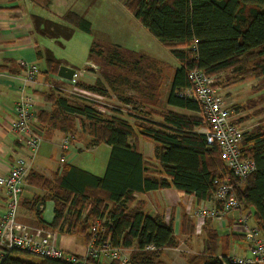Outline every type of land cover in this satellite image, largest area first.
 Returning <instances> with one entry per match:
<instances>
[{"label": "trees", "instance_id": "trees-1", "mask_svg": "<svg viewBox=\"0 0 264 264\" xmlns=\"http://www.w3.org/2000/svg\"><path fill=\"white\" fill-rule=\"evenodd\" d=\"M124 6L169 48L178 66L166 84L165 62L96 41L89 49L88 60L97 66L99 76L92 84L78 80L76 87L89 95L73 97L65 92L69 87L65 80L52 77L63 61L50 49H37V57L44 60V68L39 71L48 85L40 92L49 104L48 110L35 113L38 128L44 134L55 130L63 135H74L78 129L90 145L103 143L110 150L102 175L69 163H63L50 177L29 169L25 182L42 189L43 194L21 199L20 205L34 214L31 226L81 235L86 244L92 225L98 222L96 245L126 251L123 254L128 255L130 264H161L162 250L177 246L173 212L168 221L162 214L152 215L138 196L173 188L181 195H192L196 205L210 199L215 180L229 179L240 207L231 212L223 227L228 232L206 224L202 227L206 236L201 249L185 260L186 264H236L226 261L229 254H239L238 248L229 250V241L239 243L238 247L248 254L249 250L244 235L230 227L236 216L233 213L248 214L250 224L257 226L261 238L264 235V122L243 133L241 153L254 161L255 169L237 180L218 148L208 145L198 131L203 126L200 106L179 93L190 85L188 74L194 69L209 76L226 71L229 82L256 78L259 82L254 90H264V0H124ZM60 18L61 22H53L36 15L33 21L42 35L51 38L67 39L75 29L86 33L92 30L91 23L71 9ZM85 69L93 71L91 66ZM109 92L116 94L124 106L133 105L135 111L123 112L119 106L109 108L110 112L100 110L98 100L90 96L104 98ZM260 101H264V92ZM262 114L264 107L247 117ZM140 140L153 143L151 160L143 155ZM47 200L54 205L50 222L42 218ZM187 214L181 213L179 223L180 232L186 235L197 230ZM149 245L154 248H146ZM28 256L17 248L6 249L0 264H73L40 257L32 261L26 259ZM105 262L89 259L90 264H106L108 260ZM119 262L109 260L108 264Z\"/></svg>", "mask_w": 264, "mask_h": 264}, {"label": "built area", "instance_id": "built-area-1", "mask_svg": "<svg viewBox=\"0 0 264 264\" xmlns=\"http://www.w3.org/2000/svg\"><path fill=\"white\" fill-rule=\"evenodd\" d=\"M19 65L23 70V79L26 82H33L39 72L37 64L21 59ZM89 65L95 67L92 63ZM82 74L81 70H75L70 80H63L70 86V91L85 96L89 94L76 87ZM188 77L190 85L182 89L179 94L194 100L200 106L199 114L203 119V126L199 127L198 131L204 135L208 145H215L218 148L224 164L234 178L244 179L255 169V164L251 158L242 156L240 147L244 133L243 128L232 120L231 108L224 102L221 89L217 84H214L213 76L207 75L200 69H194L189 72ZM35 113L32 97L20 87L14 104L15 118L12 122V130L18 134L26 135V144L32 154L38 151L42 140L40 133L34 129ZM74 138L75 136L72 134L62 135L60 149L62 151L68 149ZM64 157L65 155L61 153L60 165L64 163ZM31 159L32 157L29 158V160ZM26 173V160L18 159L7 173L0 174V186L5 189L6 195L5 209L0 216V258L6 249L17 248L36 257L56 259L73 264H90L89 259L105 262L108 257L119 259V264H130L128 255L123 254L121 250L105 244L96 245L98 222L92 225L91 236L85 244L84 254L79 257L56 245V231L34 227L19 221L18 209ZM215 183L216 187L210 199L199 201L192 213L197 230L208 221L216 222L218 227L223 228L231 212L237 211L240 207L234 190L235 186L229 179H224L219 183L215 180ZM230 227L244 235L248 243L249 254L242 256L232 253L226 257V261L236 264H264V241L257 226L250 224L248 214H236ZM146 248L153 249L154 246L149 245ZM223 264L226 262L224 261Z\"/></svg>", "mask_w": 264, "mask_h": 264}, {"label": "rangeland", "instance_id": "rangeland-1", "mask_svg": "<svg viewBox=\"0 0 264 264\" xmlns=\"http://www.w3.org/2000/svg\"><path fill=\"white\" fill-rule=\"evenodd\" d=\"M34 1L41 4L42 7H33L32 9L35 10L39 16L47 18L50 21L61 22L60 16L64 13L65 10L71 9L86 18L91 23L92 30L90 33L75 29L71 36L67 39L62 36L56 38L54 36V39L43 38L44 41L48 43L50 42L48 47L50 48L54 56L61 59L64 64L72 66L75 70H86V66L91 63L88 60L90 57L89 49L92 43L96 41L117 44L121 46L123 50L131 54L145 53L158 58L162 62H165L164 64L167 65V68L165 69L166 84H168L169 82L168 77H170L174 67L178 66L177 61L172 56L169 48L157 41L141 25V23L132 16V14L124 6V0ZM47 2L50 3L49 6L47 5ZM49 29L51 30L52 26H49ZM86 71L92 72V74L88 76L89 79L93 82L88 80L86 81V79L83 78L86 76V74L82 78L79 77V81L89 84L94 83L95 79L99 76L97 66L95 65L93 71ZM213 79L214 84H217L221 89V95L224 102L231 108L232 120L234 122H237L244 131H247L251 126H255L258 123L264 122V114L247 117L249 116L248 114L252 113L258 108L260 109L264 107V101H260V98L263 96L264 90H254L256 84L259 82V79L246 78L240 81L229 82L227 80L226 71H222L213 75ZM65 92L70 96L72 95L73 97H80V95H82L81 93L70 91V86L65 87ZM109 93L110 95L104 98L93 95H91L90 97L93 96L92 98L98 100L97 104H100L99 108L103 112H110L109 108L114 106L123 108V112H125L126 109H128V111L130 112L135 111L134 109H132L134 108L133 105L124 106L123 104L119 103L116 94L114 95L112 92ZM235 106H240L238 111L234 109ZM242 117L247 118L243 121H239V119ZM79 131L80 130L77 129V132L74 134L75 139L73 140V142H75L76 140H83L82 143L84 144L82 145V147H87V145H90V143H85L87 138ZM72 143H70L69 146ZM104 146L105 145L100 146V150H103V148H105ZM69 148L72 150L74 148V143ZM100 150L97 151L96 149L94 151H87L82 153L74 151V153L77 154V157L74 158L73 162L77 163L76 165H78L79 167L91 171L95 174L100 173L101 167H103V163L105 161L104 156H100ZM148 198L149 200H151L150 204L152 210L153 207H158L160 212L163 211L162 203L164 204L165 200L164 198H162V195H150ZM195 207L196 205H194V207L190 206L188 210L185 209V212L188 213L187 215L190 222L193 224L195 220L192 216V213L195 210ZM171 211L172 209H169L166 215L169 218L171 216ZM27 213L28 210L24 208V216H26ZM18 216H20L21 219L23 218L20 214ZM250 222L252 223L251 219ZM178 230L180 231V228L178 227V222H176L175 234L177 237V246L175 248L162 250L160 255L161 264H186V257L201 249L202 242L205 240L206 236V233L204 231L205 229L203 230L202 228L198 227L196 233L192 232L191 234H185V236L184 234H179ZM219 231L225 233L228 232V230L225 228H220ZM262 238L264 239V235H262ZM55 242L56 245L60 246L61 248L63 247L66 249H71L74 252H80L83 247V238L80 235H71L69 237H66L64 235L62 236V234L57 233ZM228 245L229 250L235 249V242L230 240ZM244 250L245 249H243V251ZM246 255H248V253L245 250V254H243L242 256ZM26 259L32 261L38 260L37 257L32 255L28 256ZM107 260L109 261L116 259L108 257Z\"/></svg>", "mask_w": 264, "mask_h": 264}, {"label": "crops", "instance_id": "crops-1", "mask_svg": "<svg viewBox=\"0 0 264 264\" xmlns=\"http://www.w3.org/2000/svg\"><path fill=\"white\" fill-rule=\"evenodd\" d=\"M47 5L49 6L50 3L47 2ZM33 7L41 8L42 5L36 3L34 0H0V174L7 173L18 159H25L27 162V171L32 169L46 177H50L53 173L58 172L61 169L59 161L61 153L66 155L64 157V163L76 165L77 163L73 162L74 158L77 157V154H75L74 151L80 153L94 151L96 149L99 151V147L105 145V148L100 150V156H104L105 161L103 163V167H101V172L96 173L98 175H102L110 150L108 145L101 143L82 147L84 144L82 143L83 140H76L73 142L74 148L72 150L69 147L73 143L68 147V149L62 151L60 149V142L63 134L55 130H49L48 133L44 134L43 131H39L40 129L34 120V129L40 133L42 140L38 151L32 154L31 149L26 144V135L18 134L12 130V122L15 118L14 104L18 97V90L20 87L24 89L25 93L32 97L34 112L49 109V104L44 100L43 95L40 92L42 90H46L48 87V85L44 82V75L39 71L33 82H26L23 79V70L19 65V60L22 59L25 62L37 64L40 70L43 69L44 60L43 58L37 57L36 51L37 49H50L48 47L50 42L48 43L44 41L43 38L49 39L51 37L42 35L39 31L40 28L36 27L32 21L33 16L38 15L36 11L32 9ZM64 65L70 66L68 64ZM81 71L83 72L81 78L86 74L83 78L86 79V81H92L88 76L92 74V72L83 69ZM52 77L55 80H63L58 75H52ZM85 143H89V139H87ZM139 144L143 155L147 159L151 160L153 157V143L140 140ZM30 157H32L31 160H29ZM42 194V189L25 182L21 199H31L35 195L40 196ZM150 195H162V198L165 200L164 204L162 203V212L159 211L158 207H153V210L151 209V200L148 198ZM138 197L145 200V210L149 211L151 214L159 213L164 215L166 221L170 219L166 216L168 210L172 209L171 212H173L174 215V225L178 222L179 228L181 213L185 211V209L188 210L190 206L194 207L195 205L192 195H181L173 188L151 191L146 194L139 195ZM5 204V189L0 186V216L5 209ZM53 207V202L50 200H47L42 207V218L47 222L52 220ZM23 210L24 208L19 205L18 215L20 214L24 220L23 218L21 219L20 216H18V220L28 225H32L31 222L34 220V214L28 211V213H30H27V215L24 216ZM233 214L236 215V213ZM206 224H210V227L216 228L218 231L220 229L216 222L208 221ZM178 233L183 235L179 230ZM63 235L66 237L71 236L69 234H62V236ZM236 248H238L239 254H245L246 249L243 251L235 243V249ZM63 249L74 254L83 255L85 251V240L83 238V247L80 252H74L71 249L66 248Z\"/></svg>", "mask_w": 264, "mask_h": 264}, {"label": "water", "instance_id": "water-1", "mask_svg": "<svg viewBox=\"0 0 264 264\" xmlns=\"http://www.w3.org/2000/svg\"><path fill=\"white\" fill-rule=\"evenodd\" d=\"M74 72L75 69L73 67L61 64L58 68L57 75L62 79L70 80ZM36 207L39 209L40 204L38 203Z\"/></svg>", "mask_w": 264, "mask_h": 264}]
</instances>
